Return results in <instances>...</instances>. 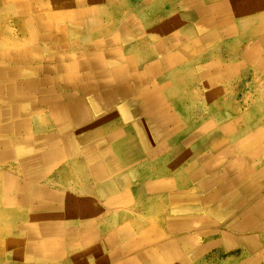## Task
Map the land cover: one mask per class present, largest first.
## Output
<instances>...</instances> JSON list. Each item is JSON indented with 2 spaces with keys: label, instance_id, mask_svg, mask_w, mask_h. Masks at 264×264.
Segmentation results:
<instances>
[{
  "label": "bare ground",
  "instance_id": "1",
  "mask_svg": "<svg viewBox=\"0 0 264 264\" xmlns=\"http://www.w3.org/2000/svg\"><path fill=\"white\" fill-rule=\"evenodd\" d=\"M110 1L112 0H50V3H52L51 8L58 7L62 11V15L55 16L50 13L44 15L41 18L42 20L28 18L24 23L29 27L30 23L34 22L37 23V30H47L42 36H38L36 32L30 29L28 31L32 42L45 44H41L37 49L32 48L31 50H27V52L32 54L21 52L15 56H11L0 53V59L5 57L4 60L13 64L10 68H0V94L5 96L4 99L6 101V105L0 107V125L3 124V127L0 128V145H2V149L4 150H12V158L17 160L18 167L23 172V175L29 176L30 181H37L42 176L41 170L50 169L54 167L53 165H58L59 167V164L71 161L78 154L85 162L93 165L94 168H91V171L94 172L92 176L96 177V180L103 178L110 170H118L123 165H131L140 160L139 149H134L136 142L134 143L132 138L128 136L130 135L129 131L126 127H121L115 122L112 111H116V109L123 121L124 119L142 116V119L138 118L140 121L136 120L137 122L134 123L133 128L143 148L149 149L155 141L157 143L158 141L170 143L174 140L171 135L172 133L167 130V126L172 125V129H175V132H177L180 128L179 123L175 120V118L177 119L176 115L175 117H169L167 108L161 105L163 99L167 97H163L159 93V90L168 86L167 83L161 81V85H153L143 79L151 78L157 72H168L172 68L188 63L189 59L205 50L203 47L204 42H215L220 34L224 35L225 42L228 39L229 41L232 39L238 40L237 43L232 44V47L240 45L239 42L243 40L246 41L247 48L241 55L242 61L252 64L261 73L264 69L262 64L264 59V0H163L162 3H165L168 9L175 11L174 8H176L179 14L176 13L174 17L168 19L169 23L161 24L159 28L154 30L140 26L134 21L135 18L133 16H126L116 22L115 26L117 30L106 28L108 24H104L102 18L107 17V15L100 12L102 11V5L110 3ZM153 1L156 0H150L152 3ZM37 2L39 3L37 10H46V4H42L40 0H37ZM97 4L102 5H98L96 8L90 7ZM81 6H89L90 8L79 9ZM29 11L31 12V10ZM114 12L118 14L119 8H114L112 14ZM19 15L22 17L23 13ZM30 15L28 14L27 16L29 17ZM43 21L45 25L41 23ZM47 23H55L56 25L65 23L67 27L62 29L54 27L50 30ZM178 26L182 27V37L177 33L176 28ZM64 29H67L68 38L60 31ZM191 30L195 31L196 37L192 35ZM24 34L26 35V33ZM160 38H164V40ZM52 40L53 42L56 40L60 41L63 44L50 47L49 43ZM95 40L97 41L95 42ZM127 41L131 44L125 49L123 45H126ZM137 45L143 47L142 51L137 48ZM40 51H45L44 53L49 54L51 57L44 59L40 68L36 70L30 69V71L26 68L15 67L16 64L25 65L26 63L34 64L38 62L39 57L37 54ZM141 53L148 56V59H154L152 57L158 54L164 55V58L156 66H149L148 71L146 69L142 75L143 72H137L136 70L139 67L137 65L140 60L133 61L130 58V55L134 56V54L141 57ZM61 54L65 56H58ZM122 55H127V57H121ZM122 63L124 64L119 66ZM230 67L231 69L233 68V63L229 65ZM209 68H211L214 74L216 73L215 70L218 69L214 63L209 65ZM189 70L190 67L185 65L184 69H179V71L170 75L172 78H169V80H171L172 85L177 87L184 83L193 82L194 79L183 82L181 80L182 76L178 75L181 72L189 74ZM76 71H80L84 75L78 74ZM41 72L46 75L55 73L57 76H46L37 81L30 79L29 76ZM166 76L168 77V74ZM209 80L210 82H214V84H210L208 87L215 85L219 81L217 77L210 78ZM130 81L131 84L128 83ZM138 84L145 85V89L151 86L157 87L156 90H158L156 93L154 91L151 93H141L140 91L136 93L133 88ZM174 87L172 91L168 92L171 96L174 95ZM208 87L207 98L210 99L212 95L214 98L215 94H211L212 90L210 91L211 95L208 93V89H210ZM120 101H123L122 105H118ZM42 111L45 113V118L40 117ZM260 111L258 109L256 113L259 112L263 116V113ZM97 116H103V118L98 122H93ZM261 119L263 123L264 118ZM48 122L53 123V126H51V132L46 134L48 130L46 124ZM238 123L240 124L241 122L238 121ZM31 128L35 130L34 132L37 135L30 136L33 135L30 133ZM207 129L206 127H201L191 135H184L183 144L178 146L179 144L176 143L174 145L175 147L172 150V153L176 155L174 160L180 161L184 152L183 148H188L189 144L194 140L200 144L199 148H197V144H194V146H190L191 148L188 149L193 152L195 159L190 160L187 166L184 165L188 168L187 172H181V168L176 169L174 175L179 180L189 181L190 176L196 175L199 172L206 173L209 177L204 179L200 184V190L204 191L205 197L193 203L187 200V191L184 190L188 186V181L187 183L183 182V184L177 185L172 182L164 183V187L171 192L170 198H172L166 206L167 210L171 214H176V218L171 217L167 219L166 230L171 233L179 232L190 227L194 221H199L203 225H209V223L212 224L210 220H218L219 225L225 227L228 231L243 234V237L237 238L225 232H218L219 242L222 247L227 249L230 244L236 245L244 242L253 252V250L264 247V242L259 244L253 237L247 234L262 227L257 225L264 222V203L259 202L261 198H264V188L260 189L259 186L260 183H264V165L261 163L263 166L255 169V172L252 170L254 173L251 171L253 175L249 179H246L247 181L243 179L248 175L240 176V178L234 177L230 181H226V177L230 174L229 172L235 167L236 163H241V160L236 158L234 161L235 165L229 164L226 169H219L221 171L214 169L217 162L221 158L226 159L231 157L234 152H243L247 146L244 147L242 145L240 151H238V148H235L233 151L230 148H224L226 145L224 147L220 146L221 148L217 144L212 147L210 144L203 146L201 144L202 141L200 142V139H198L202 137L197 134L203 133ZM242 132L236 134L239 135L236 140L241 143L243 139L248 140V138H251L250 135L253 132V128L250 133L246 131V133L242 134ZM9 135L12 136V139L8 140L5 137ZM14 135L15 137H13ZM16 135L25 136L24 138L22 137L23 139H16ZM168 143L167 145H169ZM78 147L79 152L76 151ZM217 148H219V151ZM258 152L261 153L260 150ZM249 155L253 156L252 153H249ZM13 159H8L6 156L3 159L0 158V162L10 164L13 163ZM203 162L205 164L202 167H198L199 163L203 164ZM98 164H102V167L105 169H99L97 167ZM0 177V181L4 183L2 175ZM123 182V178L118 179L119 185L123 184ZM28 184L27 187L23 186V190L29 189ZM174 186L176 189H174ZM1 188L5 192L16 189L21 190L20 186L12 183L11 180L6 181V184L4 183ZM37 189L39 191V188ZM98 189L100 192H105L107 187L101 186ZM175 190H179V192L176 193ZM41 192L40 190L38 194ZM30 194L32 195L33 193ZM255 196L257 197L253 198ZM250 199L252 200L250 201ZM24 203L23 201L17 202L9 199L3 204L1 201V204L6 207L8 216H3L4 211L0 213V226L5 225L9 227L21 222L17 212L21 211L20 206L22 207ZM1 208L4 210L3 207ZM201 208H204V212L209 215V217H205L206 219L201 218L199 214L197 216L189 214L200 213ZM236 211L239 213L232 214V212ZM79 226L77 230L78 234L72 231L68 233L67 237L70 235L78 237L76 246L84 247L89 245L95 237L90 230L91 228H89V223H81ZM19 227L21 229V226ZM42 227L45 230L48 225H42ZM212 233L216 234L217 232H210V234ZM159 234H155V241L161 240ZM1 235L3 234H0L1 246H7L8 244L10 247L13 241L16 245L22 238L25 239L23 236L22 238L11 237L8 239V237L3 238ZM48 235L49 233L46 231H43L42 234L41 232L38 234L35 230L28 232L26 238L29 240V243L27 248L25 247L22 256L38 263L52 262L58 259V256L61 253L63 254L59 250V241L56 239L58 237ZM197 235L198 233L194 234V236ZM122 236L124 237L123 234ZM151 236L152 238L154 237L153 235ZM150 237L148 235L143 236L140 239V245H152L154 240ZM68 239H71V236ZM68 239L66 238V240ZM190 239L194 240L193 237H190ZM182 241H186L185 237L171 244L170 241L167 242V245H165L168 246L167 248L157 247L147 249L137 258L136 262L143 259L149 261L148 264H162L161 259L157 258V256L163 252L167 258L178 260L179 263L176 264H186L189 257H185V255L175 250V247L180 250L178 243ZM106 242L111 244L112 239ZM175 243L177 245H173ZM134 247L129 241L122 249L129 251ZM71 248L70 245L69 250ZM0 249L2 250L1 247ZM65 249L68 250V247ZM75 249L77 247L73 250ZM98 251L99 249H95L91 253L88 252V254L92 255ZM80 259L83 260L82 257ZM251 262L247 259L240 264H249Z\"/></svg>",
  "mask_w": 264,
  "mask_h": 264
},
{
  "label": "crops",
  "instance_id": "2",
  "mask_svg": "<svg viewBox=\"0 0 264 264\" xmlns=\"http://www.w3.org/2000/svg\"><path fill=\"white\" fill-rule=\"evenodd\" d=\"M31 1H33L34 3ZM21 2H24L23 5ZM40 2L42 4H46V10H37V6L39 4L37 0H0V53L8 54L11 56H15L21 52L28 54L30 52H27V50H31L32 48L37 49L41 44H45L40 42H32L28 31L30 29L36 32L38 36H42L44 33H46L47 30H37V23L34 22L30 23V26L28 27L24 24L25 21L28 18H31L33 20H42L41 18H43L44 15L50 13H52L51 15L55 16L62 15V11L58 7L51 8L52 3H50V0H40ZM162 2L163 0H156L153 1V3L150 2V0H112L110 1V3H105L104 5L97 4L90 7L96 8L98 7V5L103 6L101 7L102 11L100 13H104L107 15V17L102 18V20H104V24H108V26L106 27L108 29L117 30V27L115 26L116 22L126 16H133L135 18L134 21H136L137 24L145 27L146 29L154 30L159 28L161 24L169 23L168 19H170V17H174V15L178 13V10L176 8H174L175 11L168 9V7L165 6V3ZM28 7L31 12L28 10ZM85 7L86 9L90 8L89 6H81L79 7V9H85ZM114 8H119L118 14H116L115 12L112 14V10ZM12 12L14 15L12 14ZM19 14H21L22 17ZM28 14L31 15L28 17ZM41 23L44 24V21ZM47 26L50 30H52V28L54 27H57L58 29L66 28L67 24L63 23L61 25H56L55 23H47ZM176 30L178 31L177 33L182 37V27L178 26ZM60 31H62V34L65 35L66 38H68L67 29ZM190 32L192 33V35H194V37H196L197 34L195 33V31L191 30ZM24 33H26V35ZM160 39L164 40V38ZM224 39V35L220 34L219 38H217L215 42H204L203 47L205 50H202L199 55H196L192 59H189L188 63L179 65L176 68H172L168 72H157L156 75L152 74L154 75L153 77L143 79L153 85H159L161 81L166 82L168 85L164 89L159 90V93L162 94L163 97L166 96L168 98H164L163 101H165H162L161 105L167 108L169 117H175L176 115L177 119L175 118V120L179 123L180 127L179 131L175 132V129H172V125L167 126V130L172 133L171 135L174 139L170 143L167 142L169 145H167L165 141H158V143L157 141H155V143L151 144V147L149 149L143 148L139 141L138 135H136L133 128L134 123L140 121L139 119H142V116H138L132 119H124V122L120 117L117 109L116 111H112L115 122L118 123L121 127H126L130 134L128 136L132 138V141L134 143L136 142L134 149H139L138 152L141 155V159L131 165H123L121 169L114 171L110 170L103 178H98L96 180V177L92 176L94 173L91 171V168H94L93 165L85 162L84 159H82L78 154V156L74 157L71 161L59 164V167L58 165H53L54 167L51 166L52 168L50 169L41 170L42 176H40L37 181L33 182L30 181L29 176L23 175V172L18 167L17 160L12 158V150H4L2 149V145H0V158L3 159L7 156L8 159H13V163H10L11 165L9 163L5 164L4 162H0V169H2V173H0V175H2V180H4L5 184L6 181L11 180L12 183L19 185L21 188L20 191L16 189L14 191L5 192L1 188L4 183L0 181V207L4 208V210L2 208L0 209V213H3L4 211L3 216H8L6 213V207L1 204V201L3 204L6 203V201L9 199L17 202H25L22 207L20 206L21 211L17 212V215L21 219V222L18 223L20 225L17 224L9 227L5 225L0 226V234H3L1 235L3 238L8 237V239H10L11 237H25V239L22 238V240H20V242L16 245L13 241L10 247L8 244L7 246L0 245V247L2 248V250L0 249V254L2 255H0V264H148L149 261L143 259L136 262L137 258L145 250L154 249L157 247L167 248L168 246H165L167 245V242L170 241L171 244L172 242L177 241L182 237H185L186 241L178 243L180 250L176 249V247L175 250L176 252H180V254L185 255V257H189V260L188 262H186V264H203V254L216 246H218L222 250V264H240L247 259H249V261H252L249 264H264V247H261L258 250H253V252L244 242L236 245L230 244L227 249L222 247L219 242L220 238L218 237V232H225L237 238L243 237V234L228 231L227 229H225V227L219 225L218 220H210L212 224L209 223V225H203L199 221H194L191 223L190 227L179 232L177 231L171 233L167 232L166 230L167 219L171 217L176 218V214H171V212L167 210L166 206L170 203V200H172V198H170L171 192L164 187V183L172 182L176 185L181 183L183 184V182L187 183L188 180H179L177 176L174 175V173L176 172L177 168H181V172L186 171L188 168H186L185 166L189 164L190 160L195 159V157L193 156V152L188 150L189 148H191L190 146H194V144H197V148L200 147V144L194 140L191 144H189L188 148H183L184 152L181 160L175 161L174 158L176 157V155L172 153V150L174 149V145H176V143L179 144L178 146L183 144V141L185 139L184 135H191L199 128L206 127L208 128L207 130H204L203 133L201 132L200 134H197L202 138L196 137L200 139V142L202 141L201 144L203 146H206V144H210V146L212 147L217 144L218 147H224L226 145L224 148H230L231 151H233L235 148H238V151H240V147L242 145L244 147L247 146V148L243 150V152H234L231 157L226 159L221 158L217 162V165L214 169L219 170L222 168L221 170H224V168L226 169L229 164L235 165L234 161L236 158L241 160V163H236L235 167L229 172L230 174L226 177V181H230V179L234 177L240 178V176L243 175H248L243 180L249 179V177L256 171L255 169H259L260 166L262 167L264 165V135H257V133H259V131L264 128V122L262 123L263 120L261 119L264 118V90L263 95L257 94L259 100H256V75L259 71L252 64H247L242 61L241 55L244 52H240V45L242 44L241 42H239V44L241 43L240 45L231 47L229 45L237 43L238 40L232 39L229 41L228 39V45L226 48ZM96 41L97 40H95V42ZM57 44L60 45L63 43H61L60 41L58 42L57 40L54 42L52 40V42L49 43L50 47ZM130 44L131 43L127 41L126 45H123V48L126 49V47ZM148 44L151 45L150 43ZM181 44L183 43L181 42ZM137 48L141 49L142 51L143 47L137 45ZM228 48L229 50L225 52ZM44 52H38L37 55L40 58H38V62L34 64L26 63L25 65L16 64L15 67L26 68L29 70H36L40 68V65L42 66V62L44 59L51 58L49 54ZM127 55H122L121 57H127ZM158 55H155V57L153 56L152 58L154 59H148V56L143 54L141 57L137 54H134V56L130 55V58L133 61L140 60L139 64L137 65L139 67L136 68V70L137 72H143V75L146 69L148 71L149 66H156L157 63L159 64V62L163 60L164 55ZM58 56L62 57L65 55L61 54ZM4 59L5 57H2L0 59V68H10L13 66L11 62H8ZM212 63L217 64L216 66L218 69L215 70V74L213 73L211 68L208 67V65ZM231 63H233L232 69L231 67L229 68V65ZM123 64L124 63L120 64L119 66ZM262 64L264 66V59L262 61ZM185 65L190 67L189 74L187 72H181L180 74H178L182 76L181 80L185 82L194 79L195 81L193 80V82L191 83H184L180 86L174 87L171 80H169V78H172L170 75H172L174 72L179 71V69H184ZM76 72L78 74L84 75V73L80 71ZM167 74L168 77L166 76ZM261 75L264 78V69ZM46 76L55 77L57 75H55V73L46 75L42 74L41 72L35 73L33 76L29 77L31 80L37 81L40 80V78L42 79ZM245 76L253 78V83L248 88L249 90L251 89L253 91V94L251 99H249V95H247L246 100L249 99L247 106L246 100L241 96L240 88L237 86L238 81H242V78ZM200 77H203V79H200ZM213 77H217L219 81L216 82L215 85L208 87L210 84H214V82H210L209 80V78ZM235 79L237 80L236 82L233 81ZM128 83L131 84V81ZM144 86L138 84L133 89L136 93H138L139 91L141 93H151L152 91L156 93L158 90H156L157 87L149 86V89H145ZM173 87L174 95L171 96V94H168V92L172 91ZM207 87L210 88L208 89L209 94L211 90V94H215L214 98L213 95L210 96V99L207 98ZM216 91L218 92V94H216ZM4 98L5 96L0 94V107H4L6 105V101ZM260 98L263 99L261 100ZM122 104L123 101H120L118 103V105ZM245 106L246 110L241 111V109H244L243 107ZM258 109L261 110L260 112L263 113V116L259 112L256 113ZM43 111L40 113V117L45 118V111ZM102 118L103 116H97L93 120V122H98ZM238 121L241 123L239 124ZM46 125L48 128L46 134H49V132H51L50 129L51 126H53V123L48 122ZM2 127L3 124L0 125V128ZM252 128L253 132L250 135L251 138H248V140L243 139L242 143L236 140L237 136H239L236 135L237 133L241 131H243L242 134L246 133V131H249L247 133H250ZM31 129L30 133H32L33 135L30 136L37 135L36 132H34L35 130H33V128ZM24 136L25 135H16V139H23ZM13 137H15V135ZM5 138L9 140L12 139V136L9 135ZM218 149L219 148H217V150ZM259 150L261 153L258 152ZM76 151L79 152V147ZM249 153H252L253 156H250ZM261 163H263V165H261ZM204 164L205 162H203V164L199 163L198 167H202V165ZM97 167L99 169H105L104 167H102V164H98ZM252 170L255 171L253 172ZM88 172H90L91 175ZM50 175L51 177H49ZM207 177H209V175H206V173L202 172L190 176L188 186L185 188L183 186L184 190L187 191L186 198L189 202L193 203L196 202V200L198 202L200 201V199H203L205 197L203 194L204 191L200 190V184L204 179H207ZM120 178H123L124 182L123 184L119 185L118 179ZM27 183H29V189L23 190V186L25 185V187H27ZM101 186L107 187V190L105 192H100L98 188ZM259 186L260 189L264 188V183H260ZM37 188H39V191L41 190L42 192H44L40 193L41 197L40 194H38L39 191H37ZM174 189H176L175 186ZM29 190H32V192H30ZM45 192L49 195H47ZM175 192L178 193L179 190H175ZM30 193H33V196ZM37 194L39 197L37 196ZM256 197L257 196L253 198ZM251 200L252 199H250V201ZM259 202L264 203V198H261ZM40 207L43 209H41ZM204 210V208H201L199 211L200 213L189 214L195 216L199 214L201 218L209 217V215L204 212ZM233 213L238 214L239 212L236 211L232 212V214ZM86 222L89 223V228H91L90 230L93 233L95 239L91 241V243L87 246H76L78 237L76 238L75 236L72 237V235H70L71 239H68L70 238V236L67 237V235L72 231L78 234L77 230L80 227L79 225ZM42 225H48V227H46L47 229L44 230ZM19 226H21V229ZM257 226L262 227L250 231L247 234H249L248 236L253 237L257 243L262 244V242H264V222L258 224ZM50 227L53 229H51ZM31 230H35L36 232H38V234L39 232H41L42 234L43 231H46L47 233H49L48 236L53 235L54 237H58L60 239L59 240L58 238H56L59 241V250L63 252V254L61 253L58 256L59 260L56 259L57 261L54 260L52 262L38 263L33 262L32 260H28L24 256H22L25 247L27 248L29 243V240H27L26 238V234ZM125 231H127V233H125ZM210 232L217 233L210 234ZM158 233H160L159 235L161 237V240H163L164 242L161 240L155 241V234L158 235ZM195 233H198V235L194 236ZM122 234L124 235V237L122 236ZM145 235H148L149 237L151 235L154 236L153 238L152 236L150 237L152 240H154V243H152V245H140V239ZM190 237H193L194 240L190 239ZM66 238L68 240H66ZM110 239H112V242H110L111 244L106 242ZM129 241L130 244H133L135 247L129 251L123 250L122 248L126 246ZM70 245L72 248L69 250ZM173 245L177 244L175 243ZM65 246L68 247V250L65 249ZM73 247H77V249L73 250ZM95 249H99V251L97 253H93L92 255L88 254V252L91 253ZM81 257L83 258V260L80 259ZM158 257L159 259H161L162 264L179 263L178 260L167 258L165 254H163V252L162 254H158L157 258ZM177 257L181 258L180 256ZM28 261L31 262L29 263Z\"/></svg>",
  "mask_w": 264,
  "mask_h": 264
},
{
  "label": "rangeland",
  "instance_id": "3",
  "mask_svg": "<svg viewBox=\"0 0 264 264\" xmlns=\"http://www.w3.org/2000/svg\"><path fill=\"white\" fill-rule=\"evenodd\" d=\"M175 10V9H174ZM227 43V44H226ZM242 43V44H241ZM241 45H240V52H244L247 48V43L246 41H241ZM227 45H228V41L225 42V47L227 48ZM229 46L232 47V45L230 44ZM228 49H226L225 52H227ZM215 65H217L216 63H214ZM211 65V64H210ZM209 67V65H208ZM207 67V68H208ZM260 75V76H258ZM256 83H257V92H256V100L258 101V95H263V90H264V78L263 76L261 75V73L257 72V75H256ZM203 79V77H200V79ZM210 79V78H209ZM241 79V78H240ZM234 82H236L237 80H233ZM253 78L252 77H248V76H245L242 78V81H238V87L240 88V93H241V96L243 97V99L246 100V97L247 95H249V99H251L252 97V94H253V91L249 88V86H251V84L253 83ZM255 82V80H254ZM236 84V83H234ZM235 90H238V89H235ZM262 91V92H261ZM249 99L246 100V106L248 105V102H249ZM261 99V98H260ZM263 99V98H262ZM261 99V100H262ZM244 100V101H245ZM244 106V105H243ZM245 107H243L244 109H241V111H244L246 110ZM226 110V109H225ZM251 110V109H250ZM264 112V111H263ZM254 118H255V115H254ZM241 130V128H240ZM226 132V131H225ZM257 135H264V128L262 130L259 131V133H257ZM0 173H2V169H0ZM222 250L216 246V247H213L211 248L208 252H206L205 254H203L202 256V261H203V264H222V259H223V255H222Z\"/></svg>",
  "mask_w": 264,
  "mask_h": 264
}]
</instances>
